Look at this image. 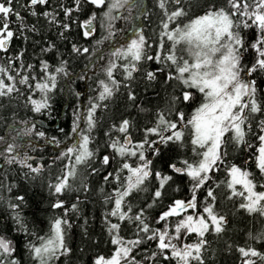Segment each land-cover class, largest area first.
<instances>
[{"label": "trees", "instance_id": "trees-1", "mask_svg": "<svg viewBox=\"0 0 264 264\" xmlns=\"http://www.w3.org/2000/svg\"><path fill=\"white\" fill-rule=\"evenodd\" d=\"M224 2L225 0H181L177 5L175 0H168L169 13L181 7L187 12L186 16L170 22L169 29L183 27L191 19L202 15L208 4L223 6ZM107 6L108 3L103 8H97L89 0H80L77 11L75 0H49L48 5L35 6L34 10L38 15L32 16L30 12L33 9L28 6V0H18V2L13 0L14 9L25 17V22L29 26L34 25L36 31H25L24 36L27 39L17 31L10 46V53L0 52V63L7 65L8 55L15 56L17 52L24 51L23 63L33 65V69L22 74L30 77L34 75L39 79L42 75L41 61L48 62L51 66L49 71L61 66L62 61H66L64 67L68 72L67 76L57 74L56 88L48 94L51 108L42 113H35L28 104L29 97L40 98L39 92H34L23 85H17L20 88L19 93L14 92L10 96L0 97V137L3 138L0 140V152H4L8 144L15 143L17 148L10 155L19 154L20 158L31 157L28 162L33 167L42 169L39 173H32L18 163L6 164L4 157L0 156V198H2L0 199V235L14 241L16 252L12 258L18 259L19 264H37L25 246L28 242L38 246L40 241L37 237L46 236L49 233L50 222L58 217L66 218L71 225L70 228H66L65 242L72 252L68 256L53 259L51 264H94L98 256L110 257L114 253L115 246L111 244L105 219L106 214L113 210L114 201L109 200L108 197L114 196V191L118 188L123 190L125 178L129 174L125 170L120 172L119 182L113 177L105 181L104 177L108 173H117L123 162L122 158L115 156L113 150L108 147L110 141L106 133H110L112 137L123 138L124 134L116 132L113 125L118 126L124 119L131 122L129 135L134 143L144 139L145 129L155 126L158 113L161 112L167 119L177 123L176 131L184 133L182 142H169L167 145L157 143L155 147L159 149L158 155L147 150L148 146L145 145V156L152 161L153 173L172 175L173 181L165 186L162 196L153 203L155 200L153 194L159 181L154 175L150 177L142 186L144 191H133L126 198L125 204H130L132 208L130 215L134 216L143 209L144 217L150 227L160 228L162 224L157 223L159 215L166 211L174 200H188L191 197L190 179L186 175L174 173L168 165L176 163L178 167H182L183 160L196 163L201 159L192 151L194 146L191 140L194 138V130L188 121L204 102L203 95L195 89H187L180 81L167 79L169 74L176 75L175 66L171 65V62L157 64L155 61H142L138 64V70L133 72V78L127 79L125 66L129 64V60L113 56L112 53L129 43L137 33H141L150 45L147 49L148 54L166 55L171 42L164 37L163 48L160 47L161 33L164 31L162 21L166 17L164 10L159 7V0H130L118 13L112 14L117 17L112 21L113 36L111 39H105L108 35L104 17ZM64 8L72 9L71 16L64 15ZM45 11L57 13L56 20L59 23L50 24L48 19L40 15ZM93 15L96 17L93 21L95 31L91 36L85 37L82 25ZM12 19L15 20L14 17ZM64 23L69 25L68 29L61 26ZM13 28H17L15 23ZM252 38L254 36L249 33V39ZM50 45L55 46L52 51H41ZM73 45L81 50L88 48L89 51L78 54L73 51ZM176 54L189 59L185 53L181 54V51L176 50ZM250 58L251 54L247 59ZM112 63L116 65L113 69V78L120 84L119 91L108 100L98 101L99 92L102 90L99 82L104 80L106 83H111L107 77V69ZM15 67L16 65H13V68ZM158 69L163 70L157 71ZM149 71L156 72L155 80H147L146 73ZM9 74L16 75V72L10 71ZM5 82L10 83L6 78ZM30 82L35 83L31 80ZM257 87V99L264 105V77L257 79ZM129 91L136 97L134 102L128 99ZM184 91H191L193 98L183 103L177 101L173 107L172 98L181 97ZM90 101L100 104L95 112L96 127L90 134L92 141L89 144L95 156L83 164L75 165L74 155L66 157L62 156V153L79 142V136L72 132L75 113L81 116L82 129L87 128L84 117ZM177 111L183 112V121H179ZM261 119H264V115L257 114L251 121L252 132L247 136L248 141L253 145L251 148L237 147L229 140L232 133L225 135V144L221 148L222 153H227L223 158L224 163L218 164V170L210 173L212 179L197 193V213H199L202 211L206 189L215 188L217 197L215 210L227 219L225 231L219 236L211 231L206 234L205 239L208 243L202 251L204 264H240L238 247L252 246L264 252V240H251L249 237L250 233L259 235L264 232V217L249 214L239 208L241 199L236 197L229 199L230 189L226 187L229 179L227 169L231 165H237L253 174L257 191H264V188L260 187L264 185V174L256 167L255 159L256 149L259 146L256 133L259 131L258 122ZM29 129L31 135L25 134ZM41 131L45 133L44 137L36 135ZM53 138L59 141V144L54 142ZM148 138L158 140L155 136ZM197 151L202 152L203 149ZM5 155L9 154L5 153ZM105 155L111 159L108 166L102 165V157ZM128 162L133 166L138 163L136 158H131ZM73 166L76 174L68 180L70 188L62 194H53L49 185L58 183L59 178H62ZM19 196L24 197L23 202L17 199ZM58 200L63 202V208L52 207ZM10 203L20 205L15 211L22 216L28 234L17 230V224L13 219L14 212L8 207ZM73 204L77 205L75 212L70 210ZM65 209H69L66 216ZM179 219L180 217L170 218V227H174ZM108 220L113 223L119 222L116 217L109 216ZM120 223V235L123 238L126 240L137 238L135 223L127 220ZM140 235L144 236L143 233ZM196 240V235L191 234L183 242L194 243ZM153 251H156L155 242L145 241L133 252V255L137 260H141L146 255L150 256ZM144 264H175V261H166L158 256L155 261L145 260ZM192 264L199 262L193 261Z\"/></svg>", "mask_w": 264, "mask_h": 264}, {"label": "snow or ice", "instance_id": "snow-or-ice-1", "mask_svg": "<svg viewBox=\"0 0 264 264\" xmlns=\"http://www.w3.org/2000/svg\"><path fill=\"white\" fill-rule=\"evenodd\" d=\"M89 2L97 8H103L106 4V0H89ZM129 2L130 0H108V11L104 13L108 28V35L105 39H111L113 36L112 21L117 17L112 15V10L123 8ZM167 2L168 0H159V7L164 10L166 17L162 21L164 31L161 33L160 47L163 48L164 37L172 42L166 55L148 54L147 49L150 45L141 33H137L135 38L115 50L112 55L129 60V64L125 66L126 78L129 80L133 78V72L138 70V64L142 61H155L157 64L171 62V65L175 66L176 75L169 74L167 79L180 81L187 89H195L203 95L204 102L188 121L194 130V138L191 140L194 146L192 151L201 159L196 163L183 160L182 167H178L176 163L168 165L174 173L186 175L190 179L191 197L188 200H174L168 209L159 215L157 223L162 224L160 228L150 227L144 217L143 209L134 216L130 215L132 208L130 204H125L126 198L133 191H144L142 186L150 177L154 175L159 181L153 194L155 198L153 203L162 196L165 186L173 181L172 175H165L161 172L153 173L152 161L145 156V145L148 146L147 150L158 155L159 149L155 147L157 143L167 145L169 142H182L184 133L176 131L177 123L167 119L162 112L158 113L155 126L145 129L144 139L139 143H134L129 135L131 127L129 120L124 119L118 126L113 125L116 132L124 135L121 138V136L112 137L110 133H106L110 141L108 147L113 150L115 156L122 158L123 162L117 173H108L104 179L107 181L109 177H113L119 182L120 172L125 170L129 175L125 178L123 190L118 188L114 191V196L108 197L109 200L114 201L113 210L105 216L107 232L111 237V244L115 246L114 253L110 257L98 256L94 264H144L145 260L155 261L158 256L166 261L174 260L175 264H192L193 261L204 264L202 251L208 243L205 239L206 234L211 231L219 236L225 231L224 226L227 219L215 210L217 198L215 188L206 189L202 211L199 213H197V193L212 179L210 173L218 170V164L224 163L223 158L227 153H222L221 148L225 144V135L231 132L232 136L229 137V140L237 147H253L247 139L248 134L252 132L251 121L257 114L264 115V105L257 99V79L264 77V0H225L223 6L211 3L206 5V10L202 15L191 19L183 27L178 26L173 30H169L170 22H175L178 18L186 16L187 12L181 7L169 13ZM75 3L78 11L80 0H75ZM175 3L179 5L181 0H175ZM48 4L49 0H28V6L33 9L30 15H38L34 10L35 6ZM136 7L142 6L136 5ZM63 11L66 17L71 16L72 9L64 8ZM40 15L48 19L50 24L59 23L56 20L57 13L55 12L45 11ZM95 19L96 17L93 15L84 21L82 27L85 37L94 33L93 21ZM13 23L17 25L16 29L13 28ZM61 26L64 29L69 28L66 23ZM17 31L24 36L25 31L35 32L36 28L34 25L29 26L25 22V17L14 9L13 0H2L0 2V52L10 53V46ZM249 33L254 36L251 40ZM24 38L27 39L26 36ZM180 44L185 46L182 51L188 54L189 59L177 56L176 47ZM54 47V45H50L41 51L50 52ZM73 51L79 54L87 53L89 49L81 50L73 45ZM249 54H251V58L247 59ZM24 55V51H19L15 56H7V65L0 63V97L10 96L14 92L19 93L20 88L17 85H23L34 92H39L40 98L29 97L28 104L35 113H42L51 108L48 94L56 88L57 74L68 75L64 67L67 62L62 61L61 66L49 71L51 66L48 62L41 61L40 72L42 75L37 79L34 75L30 77L27 74H22L33 69V65L23 63ZM13 65L16 67L13 68ZM115 67V63H112L107 69V77L111 83H106L104 80L99 82L102 90L99 92L98 101L108 100L113 97L116 91H119L120 84L113 78ZM162 70L158 69L157 71ZM10 71H15L16 75L9 74ZM156 75V72L149 71L146 73V78L153 81L156 79ZM17 77H19L18 80ZM5 78L10 83H6ZM30 80L35 83H31ZM192 98L191 91H184L181 97L174 96L172 98L173 107L177 101L183 103ZM128 99L133 102L136 100L131 91H129ZM98 107H100L99 103L89 102L84 117L86 129H82L81 116L79 113H75L72 132L79 136V142L68 147L62 153V156L66 157L74 155L75 165L83 164L95 156V152L90 150L89 144L92 141L90 134L96 127L95 112ZM176 115L179 121L184 120L183 112L177 111ZM258 126L259 131L256 133V138L259 141V146L256 149L255 159L256 167L260 173L264 174V119L259 120ZM32 128H35L34 124ZM25 134L31 135V129ZM36 135L44 137L45 133L41 131ZM149 136L158 137V140H149ZM2 139L0 137V140ZM53 141L59 144L55 138ZM16 148L15 143H10L4 152H0V156L4 157L6 164L18 163L32 173H39L42 170L41 167H33L28 162L31 157L20 158L19 154L10 155ZM197 149H203V151L200 152ZM5 153L9 155H5ZM131 158L137 159L136 166L128 162ZM110 162L111 159L108 155L102 157L103 166H108ZM227 172L229 179L226 187L230 189L228 198H240L239 208L249 214L264 217V191H257V183L253 174L237 165H231ZM75 174L73 166L62 178H59L58 183L49 185L50 191L56 195L62 194L70 188L68 180ZM260 187L264 188V185H260ZM10 190L11 188H9ZM17 199L21 202L24 201L23 196H19ZM8 207L14 212L13 219L17 224V230L28 234L22 216L15 211L20 208V205L10 203ZM52 207L59 209L63 208L64 204L58 200ZM70 210L77 211V205L73 204ZM190 210L191 214H189ZM68 211L69 209H65V216ZM109 216L116 217L119 222H111L108 220ZM173 217H180V219L175 222L174 227H170L169 221ZM125 220L136 224V239L126 240L120 235V222ZM70 227L66 218H54L50 222L49 233L44 237H37L40 241L38 246L32 242L26 244L28 253L37 261V264H51L53 259L71 254L72 250L65 242L66 228ZM141 233L144 234L143 237H141ZM191 234L196 235V242H183ZM249 237L251 240H264V232L259 235L250 233ZM145 241L155 242L156 251H153L150 256L146 255L141 260H137L133 252ZM237 251L241 257L240 264H258V261L259 264H264V252L255 247H238ZM15 252L14 241L0 235V264H19L18 259L12 258Z\"/></svg>", "mask_w": 264, "mask_h": 264}, {"label": "rangeland", "instance_id": "rangeland-1", "mask_svg": "<svg viewBox=\"0 0 264 264\" xmlns=\"http://www.w3.org/2000/svg\"><path fill=\"white\" fill-rule=\"evenodd\" d=\"M106 3H108V0H106ZM108 7H109V3H108V6H107V11H108ZM120 9H121V8H120ZM120 9H113V10H112V14L115 13V12L118 13V12L120 11ZM175 28H176V27H175ZM175 28H172V29H169V30H173V29H175ZM166 39H167V38H166ZM167 41H168V40H167ZM170 42H171V41H170ZM171 44H172V42H171ZM184 47H185V46H184L183 44L177 45L176 50H177V51H181V54H182V53H185L186 56L189 57L188 54H187L186 52L182 51V49H184Z\"/></svg>", "mask_w": 264, "mask_h": 264}]
</instances>
